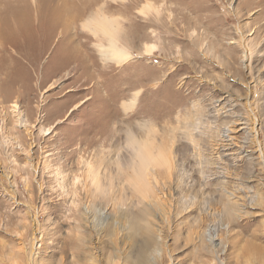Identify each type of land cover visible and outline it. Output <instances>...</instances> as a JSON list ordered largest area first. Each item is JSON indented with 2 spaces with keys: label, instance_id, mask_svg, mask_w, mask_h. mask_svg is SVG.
Here are the masks:
<instances>
[{
  "label": "rangeland",
  "instance_id": "1",
  "mask_svg": "<svg viewBox=\"0 0 264 264\" xmlns=\"http://www.w3.org/2000/svg\"><path fill=\"white\" fill-rule=\"evenodd\" d=\"M98 9L119 65L82 28ZM139 124L175 166L141 201ZM0 264H264V0H0Z\"/></svg>",
  "mask_w": 264,
  "mask_h": 264
},
{
  "label": "bare ground",
  "instance_id": "2",
  "mask_svg": "<svg viewBox=\"0 0 264 264\" xmlns=\"http://www.w3.org/2000/svg\"><path fill=\"white\" fill-rule=\"evenodd\" d=\"M150 12H154L156 15H158L159 9L153 7V5H151L149 2L145 3L144 5H142L141 8H139V13L143 16L147 15ZM82 28L90 32L95 37L101 36L105 38L106 40L105 42H107V45L106 46L99 45L100 55L105 62H111V63H115L119 65L132 57V55L126 49V47H124L123 45L119 43L120 23L118 19L106 16L104 13H102L101 9H98L97 13L89 17L82 24ZM156 48H157L156 45L146 43L145 45H143V48H142L143 50L141 54L144 55L145 57L152 56L154 52L156 51ZM244 55L246 56V54ZM138 94H139V91L133 94L132 99L129 102V104L126 107H124L125 111L128 109H132V107L136 103ZM22 122H24V120L20 119V123ZM137 129H139V132L142 131L144 133V138L143 136L141 137L138 136L137 131L134 132L132 129L127 127L125 129V144H126L125 147H126V151L128 152L127 154L129 155V161H130L128 166L131 169V175H130V178L128 179V184L131 186V188H133V191L135 192V194L139 195L140 197L139 201H141L146 198V195H147L146 193L150 192L151 185H150V182H148L150 181V179L147 180V173H146L147 170L150 167H153V168L163 167L166 171L167 177H170L174 173L173 171H175V166L173 165L174 163L168 159L167 153L166 154L164 153L165 150H163V152L158 151V153H155L156 155L154 154V152L157 149L156 148L154 150L155 147L153 146L154 137L152 138V135L154 131L150 130L147 124H143V125L139 124L137 126ZM186 135L189 137L191 142L192 141L194 142V138L197 137V136L194 137L193 135L194 138H192L191 133L189 134L186 133ZM169 157H171V155ZM87 167H88L87 174H86L87 179L92 185H94V187L96 188V190H98L99 193H102L103 190L105 189L104 188L105 185H103L101 181L98 179V175H97L98 173L95 167H91V166L89 167V165ZM55 174L56 173L53 172L51 176L54 177ZM154 176L152 175V177ZM145 213L141 212L139 216L133 219L144 222L147 219L145 216ZM144 232L146 233V236H147L146 246H149L153 243V235H150L151 233L148 231V228H144Z\"/></svg>",
  "mask_w": 264,
  "mask_h": 264
}]
</instances>
